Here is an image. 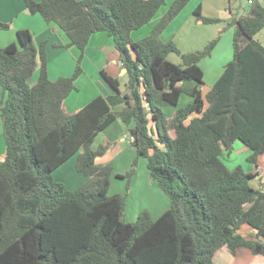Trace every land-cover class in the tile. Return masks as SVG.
Listing matches in <instances>:
<instances>
[{
  "label": "trees",
  "instance_id": "trees-1",
  "mask_svg": "<svg viewBox=\"0 0 264 264\" xmlns=\"http://www.w3.org/2000/svg\"><path fill=\"white\" fill-rule=\"evenodd\" d=\"M189 1L173 0L150 33L134 40L131 32L166 0H23L80 53L73 73L53 80L46 41L34 47L28 29L0 46V264H216L222 247L264 257V181L255 188L256 171L229 168L222 158L236 141L254 167L264 153V45L254 38L264 27V7L253 0L250 13L233 19L232 58L203 95L199 62L216 39L182 54L180 65L166 58L179 53L176 44L161 38ZM192 14L196 23L222 20L204 15L200 4ZM9 27L0 21V29ZM99 31L118 51L125 89L101 70L113 93L69 113L64 99L82 73L90 35ZM116 119L168 196L169 207L155 219L141 211L134 222L124 221L125 198L108 192L112 166L95 163L107 144L93 148L94 139ZM71 158L86 178L75 189L52 175ZM135 164L115 176L129 181ZM243 224L256 229L253 238L239 232Z\"/></svg>",
  "mask_w": 264,
  "mask_h": 264
},
{
  "label": "crops",
  "instance_id": "crops-1",
  "mask_svg": "<svg viewBox=\"0 0 264 264\" xmlns=\"http://www.w3.org/2000/svg\"><path fill=\"white\" fill-rule=\"evenodd\" d=\"M197 4L201 5L202 13L204 15L207 14L205 11L209 5H213V7L216 8V10L214 11L215 13H217L216 17L218 16V18H221L220 14L222 10L225 11L224 7L220 6L222 5L221 0H190L187 3V5L182 9V11L163 30V32L161 33L162 40L164 41H167L169 39L172 40L175 30H177L182 26L187 16H189L188 14L190 13V11L191 10L193 11V9L196 7ZM164 11L161 13L160 11H158V13L152 18V20L148 22L149 23L148 25H151V23L155 24L159 16L162 13H164ZM0 21L8 22L10 24V27L8 29H4V30L0 29V31H6L7 33H11L10 35L12 36L10 37L9 35L6 34L4 35L0 34V38H1L0 46H4L10 42H18L17 30L28 29L32 35V44L34 47L37 48L42 41H46L45 51H46V61H47V72H48V76L51 79L55 80L60 76H70L73 73L76 59L80 53L79 49L76 46H69V47L64 46V44L67 42L66 35L56 25L52 23H46L39 14L29 13L24 5L23 0H0ZM149 29L150 27L147 26V24H145L144 26L136 30H133L131 32L132 39H134V35L138 31H142V34L140 35L141 37L146 35ZM226 62L220 65V70L218 71V73H216L214 80L212 81V83L206 85L204 89H202L203 88L202 86L204 85L203 83V85L201 86V91L203 95L206 93V91L209 90L215 79L220 75L223 69V65ZM199 65H201L200 62ZM81 67H82V73L74 81L75 88L69 93V95L64 99L63 102L64 109L69 113L76 111L77 109L85 105L88 101H90L92 98H94L97 95L106 96L113 93V89L102 77L100 73L101 70H105L111 76L118 77L119 80L122 77L126 76L125 69L120 65L119 54L112 43V38L109 37L106 34V32L103 31L95 32L90 35L88 39V43L83 52ZM36 75L37 72L34 73L32 79H34ZM104 83L107 85V87L104 86ZM1 95H2V89L0 86V98ZM187 100L188 98L184 100V102H186ZM121 106L122 105H119L116 108L119 109V107ZM206 106L207 104L204 105V107ZM195 115L196 114H193L192 116ZM118 120L119 119H116L108 127H106L104 130L98 133V135L95 137L96 139L97 137H100L101 134H103V136H101L103 141L102 143L99 144H103V143L107 144V149L105 153L101 156L96 157L95 163L100 164V163L111 162L112 160H114L116 155H118L121 151H123L122 150L123 148L119 143H123L125 139L128 142L131 141L130 132L129 131L125 132L122 129L120 121ZM115 125H117L119 129L117 130L116 134L112 136L110 134L111 133L110 129H112V127H114ZM148 126L149 127L152 126L151 120H149ZM1 131L2 130H1V121H0V157L3 155V151H4V145H3L4 142H2ZM95 139L92 144L93 148L96 147ZM235 143H239V145L235 146ZM133 150L135 151L134 148ZM248 153L249 151L243 147L242 143L237 141L234 142L233 150L230 153H224L226 160L224 159L223 160L229 168H232L237 164L241 165V163H236L234 165V163L231 161L232 160L231 157L233 154H241L244 157V162L248 163L245 159ZM230 158L231 160L229 161ZM245 170L251 171L253 173L256 171V174L252 178L250 183L255 188H261L260 183L264 181V153L258 158L257 167H254L253 164L248 163ZM113 173L114 175L123 174L122 172L118 171V169H114V167H113ZM246 226L248 227L246 228V232L244 234L241 232L240 233L247 238H253L256 229L248 225ZM223 249L225 248L224 247L220 248L218 252H216V254H218ZM240 251H243L244 259L241 260V262L236 261L235 264H248V263L264 264V257L262 255H254L246 247L238 248L235 255H232L229 251L228 253H230L232 256L237 257ZM215 260L218 261V259H216L214 256V261Z\"/></svg>",
  "mask_w": 264,
  "mask_h": 264
},
{
  "label": "rangeland",
  "instance_id": "rangeland-1",
  "mask_svg": "<svg viewBox=\"0 0 264 264\" xmlns=\"http://www.w3.org/2000/svg\"><path fill=\"white\" fill-rule=\"evenodd\" d=\"M172 1L173 0H166L165 5H163L159 10L160 13L166 10L165 8L168 7ZM221 1L222 5L220 6L224 7L225 9V11L222 10L220 14V17L222 18L221 21H215L211 23H196L191 10L188 14L189 16H187L182 26L175 30L172 38L173 42L176 44L179 50V53L170 52L166 56L169 61L175 64L182 65V54L184 55L196 51H201L211 41L216 39L214 47L211 51V55L204 57L200 60V66L204 72V85L202 86V89H204V87L209 83H212L216 73H218V71L220 70V65L232 58V37L234 31L233 19L235 17H238L239 15L248 14L251 11V4H248L247 0ZM257 1L262 7H264V0ZM214 10H216V8L213 7V5H209L206 11H204L207 13V16L215 18L217 13H215ZM148 24L149 23H147V26H149L150 29L148 33L144 36H147L150 33V30L154 25V23H151V25ZM5 32L6 31H0V34H6L12 37L10 35L11 33ZM141 34L142 31H138L134 35V39L138 40L144 37H140ZM254 38L258 40L262 45H264V27L254 36ZM126 82L127 76L122 77L120 79L121 91H123V89L125 88ZM104 86L107 87L105 83ZM186 99L187 98L185 96H182L181 102ZM120 123L122 129L127 132L128 130L125 125L122 124L121 121ZM118 129L119 127L115 125L114 127H112V129H110V134L114 136ZM101 136H103V134H101ZM101 136L95 139L96 146L99 143H102L103 140ZM2 142H4L3 137ZM119 144L122 146L123 151L116 155L114 160H112L111 162H106L110 163L111 166L113 165L112 174L110 175V186L108 192L110 194L119 193L125 198V208L122 215L124 221L134 222L136 220L137 215L141 211H147L150 217L152 219H155L158 215H160L169 207L170 202L168 196L162 190H160V188L157 186L156 181L149 176V172L146 167V159L141 156H136V152L133 150L134 147L130 144V142L125 139L123 143ZM236 145H239V143H235V146ZM222 157L224 160H226L225 156ZM231 158L229 159V161L231 160L234 165L236 163H241L242 167L246 169L248 163L244 162V157L241 154H233ZM135 159L136 164L135 166H133L134 173L129 181L127 178H119L114 175L113 167L114 169H118V171L125 174L127 171L130 170V168H132L131 165L133 160ZM52 175L55 180L66 183L69 189H75L79 187L86 180L84 176L76 172L75 158H71L68 162L63 164L56 171H54ZM246 228L248 227L246 225H243L239 232L244 234L246 232ZM224 248L225 249L221 250L218 254L215 255V258L218 259L220 264H224V262L225 264H235L236 261L241 262V260L244 259L243 251H240L236 257L228 253V249L226 247ZM215 261L216 264H219L217 260Z\"/></svg>",
  "mask_w": 264,
  "mask_h": 264
},
{
  "label": "built area",
  "instance_id": "built-area-1",
  "mask_svg": "<svg viewBox=\"0 0 264 264\" xmlns=\"http://www.w3.org/2000/svg\"><path fill=\"white\" fill-rule=\"evenodd\" d=\"M247 2H248V4H252L253 3V0H247Z\"/></svg>",
  "mask_w": 264,
  "mask_h": 264
}]
</instances>
